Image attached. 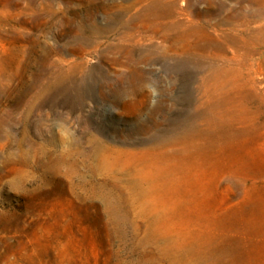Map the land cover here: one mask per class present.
Segmentation results:
<instances>
[{
  "label": "rangeland",
  "instance_id": "obj_1",
  "mask_svg": "<svg viewBox=\"0 0 264 264\" xmlns=\"http://www.w3.org/2000/svg\"><path fill=\"white\" fill-rule=\"evenodd\" d=\"M0 264H264V0H0Z\"/></svg>",
  "mask_w": 264,
  "mask_h": 264
}]
</instances>
